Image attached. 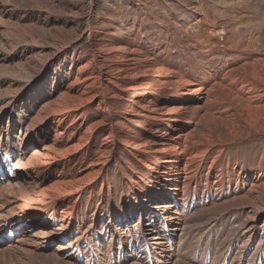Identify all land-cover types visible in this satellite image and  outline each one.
I'll use <instances>...</instances> for the list:
<instances>
[{
    "label": "bare ground",
    "instance_id": "1",
    "mask_svg": "<svg viewBox=\"0 0 264 264\" xmlns=\"http://www.w3.org/2000/svg\"><path fill=\"white\" fill-rule=\"evenodd\" d=\"M116 9L0 0V264H264V6Z\"/></svg>",
    "mask_w": 264,
    "mask_h": 264
},
{
    "label": "rangeland",
    "instance_id": "2",
    "mask_svg": "<svg viewBox=\"0 0 264 264\" xmlns=\"http://www.w3.org/2000/svg\"><path fill=\"white\" fill-rule=\"evenodd\" d=\"M121 2L122 0H93V3L95 5V16L100 17L106 15L107 13L117 15L116 6L120 5ZM197 3L203 15L206 17V19H208L211 22L218 23L226 32L231 31L234 22L243 23V27L257 28L258 19L251 18L254 14L252 12L254 11V8H257L260 4L264 6V0H236V1L235 0H197ZM84 4H86V2ZM219 13H221V15H217ZM228 15H236L238 18L230 20L227 19ZM240 27L241 25H238L237 28L240 29ZM206 29L207 26L204 24L200 26H193L190 28V30H188L187 34L189 35L193 34L194 36L196 35L201 37L200 41L202 43V47L205 49H210L213 46V41L208 36H206ZM20 121L22 122L30 121L31 123L30 118H25ZM253 143L256 146H260L261 144H264V136H260L256 138L255 141L253 140ZM53 212L54 215L57 216L58 218L57 210H53ZM146 219L148 218L146 217ZM0 222L3 224H7L10 222V220H7L5 218H0ZM40 224L41 223H39V220L37 221L35 220L34 222H32L31 219H29V221L27 222L28 225L27 227L29 228L30 231L33 232L35 230L34 226ZM145 230H146V226H145ZM167 261L168 263L170 262L169 259H167Z\"/></svg>",
    "mask_w": 264,
    "mask_h": 264
},
{
    "label": "trees",
    "instance_id": "3",
    "mask_svg": "<svg viewBox=\"0 0 264 264\" xmlns=\"http://www.w3.org/2000/svg\"><path fill=\"white\" fill-rule=\"evenodd\" d=\"M8 155H9V151L8 150H5L4 157L6 158Z\"/></svg>",
    "mask_w": 264,
    "mask_h": 264
}]
</instances>
